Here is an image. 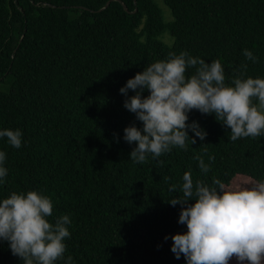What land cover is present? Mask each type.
<instances>
[{"label":"trees","instance_id":"obj_1","mask_svg":"<svg viewBox=\"0 0 264 264\" xmlns=\"http://www.w3.org/2000/svg\"><path fill=\"white\" fill-rule=\"evenodd\" d=\"M107 1L0 0V128L23 133L19 149L0 139L8 169L0 198L39 190L53 201L49 220L70 216L64 259L56 264L68 256L74 264H185L170 250L171 235L186 230L177 223L181 206L167 202L182 198L183 174L190 171L194 184L218 179L228 188L264 179V136L232 141L214 115L192 110L186 123L206 131L203 141L173 147L158 158L163 163L150 154L134 163L135 142L122 139L123 129L141 122L123 107L119 88L181 51L220 59L227 83L241 71L264 77V0H161L168 20L159 0ZM164 32L171 45L158 38ZM0 264H23L6 241ZM229 264H237L234 257Z\"/></svg>","mask_w":264,"mask_h":264},{"label":"clouds","instance_id":"obj_2","mask_svg":"<svg viewBox=\"0 0 264 264\" xmlns=\"http://www.w3.org/2000/svg\"><path fill=\"white\" fill-rule=\"evenodd\" d=\"M243 56L253 63L258 59L248 49ZM190 68L194 72L186 74ZM240 68L245 70L247 64ZM129 90L134 94L129 96ZM119 92L126 97L123 107L141 122L139 128L130 124L123 129L122 139L129 145L135 142L129 153L134 163L144 164L149 154L163 163L158 158L173 147L184 149L196 138L203 141L206 131L194 120L186 123L192 110L214 115L230 130L232 141L264 136V77L241 71L227 83L220 59L205 62L187 51L170 53L167 59L144 66ZM22 136L19 128H0V139L6 138L14 148L21 147ZM5 160L6 152L0 150V185L8 174ZM198 160L200 170L207 173L210 166ZM182 181V198L174 195L167 201L181 206L177 223L186 226L170 237L174 257L183 255L185 264H229L233 257L237 264H264V179L228 188L218 179L194 184L186 171ZM168 190L176 192V186ZM52 215L53 201L43 192H11L0 198V242L6 241L23 264H56L64 259L72 222L68 214L49 220ZM65 264H74L73 258L68 256Z\"/></svg>","mask_w":264,"mask_h":264},{"label":"rangeland","instance_id":"obj_3","mask_svg":"<svg viewBox=\"0 0 264 264\" xmlns=\"http://www.w3.org/2000/svg\"><path fill=\"white\" fill-rule=\"evenodd\" d=\"M159 6L164 12L165 18L168 20L171 16H169L170 12L168 7L161 0H159ZM158 38L167 45H171L173 43V37L168 32H164L163 34L159 35Z\"/></svg>","mask_w":264,"mask_h":264},{"label":"water","instance_id":"obj_4","mask_svg":"<svg viewBox=\"0 0 264 264\" xmlns=\"http://www.w3.org/2000/svg\"><path fill=\"white\" fill-rule=\"evenodd\" d=\"M109 2H110V0H109V1H107L106 5H107V4H109ZM125 9H127V7H126V6H125Z\"/></svg>","mask_w":264,"mask_h":264}]
</instances>
